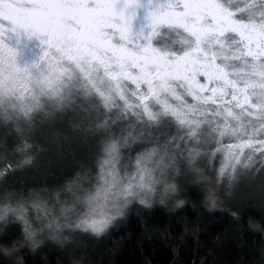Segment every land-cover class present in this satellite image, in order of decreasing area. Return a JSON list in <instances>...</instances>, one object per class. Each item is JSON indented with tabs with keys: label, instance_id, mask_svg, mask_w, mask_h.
I'll return each instance as SVG.
<instances>
[{
	"label": "snow or ice",
	"instance_id": "6c2138e0",
	"mask_svg": "<svg viewBox=\"0 0 264 264\" xmlns=\"http://www.w3.org/2000/svg\"><path fill=\"white\" fill-rule=\"evenodd\" d=\"M0 142V264L46 243L91 264L133 211L199 243L193 194L264 239V0H0Z\"/></svg>",
	"mask_w": 264,
	"mask_h": 264
},
{
	"label": "trees",
	"instance_id": "16d2710c",
	"mask_svg": "<svg viewBox=\"0 0 264 264\" xmlns=\"http://www.w3.org/2000/svg\"><path fill=\"white\" fill-rule=\"evenodd\" d=\"M4 162L3 158L2 166ZM22 175V179L8 183L33 180L31 172ZM197 203L198 197L193 194L183 215L198 222L199 243L191 236L176 244L168 243L155 234L145 236L141 217L133 211L110 236L88 242L87 259L91 264H200L202 258L208 264H258L259 249L264 239L247 229H235L228 210L205 212L199 210ZM174 215L156 206L145 218L150 222L171 224L173 234L178 235L183 226L171 219ZM27 258L29 264H68L69 261L68 255L51 243L42 245L35 252H28Z\"/></svg>",
	"mask_w": 264,
	"mask_h": 264
},
{
	"label": "rangeland",
	"instance_id": "374dc122",
	"mask_svg": "<svg viewBox=\"0 0 264 264\" xmlns=\"http://www.w3.org/2000/svg\"><path fill=\"white\" fill-rule=\"evenodd\" d=\"M14 46H16L18 48L19 62L21 63V65H23L25 62L31 61V59L36 55L37 50L35 48V45L32 42L28 41L26 38H21L19 43L14 42ZM0 148H2V142H0ZM11 158H12L11 153H9V160H11ZM2 160H3V156L0 155V162ZM5 163L6 162H4V164ZM2 168H3V166L0 163V169H2ZM23 173H24L23 171H18L15 175L9 176L8 182L10 181V183H12L13 179H15V180L22 179L24 177V175H22ZM38 178L39 177L34 174L31 179L34 180V179H38Z\"/></svg>",
	"mask_w": 264,
	"mask_h": 264
}]
</instances>
